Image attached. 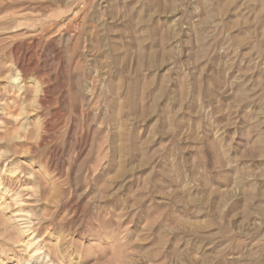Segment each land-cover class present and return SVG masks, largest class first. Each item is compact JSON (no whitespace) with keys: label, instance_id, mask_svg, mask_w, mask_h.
<instances>
[{"label":"rangeland","instance_id":"rangeland-1","mask_svg":"<svg viewBox=\"0 0 264 264\" xmlns=\"http://www.w3.org/2000/svg\"><path fill=\"white\" fill-rule=\"evenodd\" d=\"M0 264H264V0H0Z\"/></svg>","mask_w":264,"mask_h":264},{"label":"bare ground","instance_id":"bare-ground-1","mask_svg":"<svg viewBox=\"0 0 264 264\" xmlns=\"http://www.w3.org/2000/svg\"><path fill=\"white\" fill-rule=\"evenodd\" d=\"M26 222V221H25ZM23 225V224H22Z\"/></svg>","mask_w":264,"mask_h":264}]
</instances>
